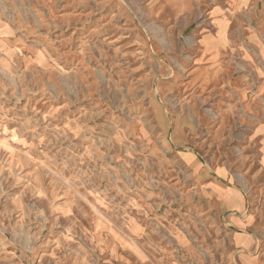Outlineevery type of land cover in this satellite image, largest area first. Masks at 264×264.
<instances>
[{
  "label": "rangeland",
  "instance_id": "rangeland-1",
  "mask_svg": "<svg viewBox=\"0 0 264 264\" xmlns=\"http://www.w3.org/2000/svg\"><path fill=\"white\" fill-rule=\"evenodd\" d=\"M216 2L0 0V264H264V107Z\"/></svg>",
  "mask_w": 264,
  "mask_h": 264
},
{
  "label": "crops",
  "instance_id": "crops-1",
  "mask_svg": "<svg viewBox=\"0 0 264 264\" xmlns=\"http://www.w3.org/2000/svg\"><path fill=\"white\" fill-rule=\"evenodd\" d=\"M260 4L261 0H217L213 10L216 31L211 36L212 43L217 45L218 51H232L239 55L251 67L249 86L240 85L236 90L241 103L249 108L264 107L260 104L264 102V6ZM255 131L260 147L258 159L264 167V123H260ZM237 196L229 194L228 201H237L239 206L241 198L238 193ZM245 221L234 223L242 225ZM236 241L244 247L253 244L251 236L247 235L236 238Z\"/></svg>",
  "mask_w": 264,
  "mask_h": 264
}]
</instances>
